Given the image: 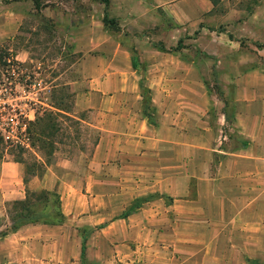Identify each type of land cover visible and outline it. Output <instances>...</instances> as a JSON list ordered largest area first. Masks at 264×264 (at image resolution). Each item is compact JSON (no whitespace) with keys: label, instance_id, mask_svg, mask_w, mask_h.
I'll return each instance as SVG.
<instances>
[{"label":"crops","instance_id":"obj_1","mask_svg":"<svg viewBox=\"0 0 264 264\" xmlns=\"http://www.w3.org/2000/svg\"><path fill=\"white\" fill-rule=\"evenodd\" d=\"M16 5L30 3L0 5V41L18 30L24 10ZM213 8L209 0H110L105 12L131 29L163 17L186 33L230 22ZM102 13L92 5L89 22L77 25L75 41L85 44L75 46L76 66L86 79L70 83L76 110L96 113L89 158L79 168L60 160L27 182L58 194L63 221L0 237V264H264V68L233 61L226 71L217 61L214 73L232 74L220 85L232 90V109L222 110L196 95L203 86L193 56L184 62L150 46L139 55L142 68H132L118 42L97 48L92 30ZM246 22L263 29L253 40L264 56V4ZM24 190L20 167L0 160V231L10 225L5 203Z\"/></svg>","mask_w":264,"mask_h":264},{"label":"rangeland","instance_id":"obj_2","mask_svg":"<svg viewBox=\"0 0 264 264\" xmlns=\"http://www.w3.org/2000/svg\"><path fill=\"white\" fill-rule=\"evenodd\" d=\"M41 2L47 6L37 14L30 1L29 9L14 6L24 10L18 30L0 41V160L17 161L14 163L20 167L21 177L27 182L32 177L39 178L42 168L45 172L46 167L60 160H67L74 168L84 166L96 139V129L89 125L96 113L76 110V91L70 83L86 79L81 67L76 66L82 52H74L75 46L85 44L82 40L75 41L77 25L89 22L92 5L93 8L102 6L95 0ZM10 3L0 0V5H4L2 9H11ZM262 4L264 0H215L212 16L217 19L228 12L230 22L203 23L204 28L200 26L186 33L174 29V25L163 17H160L161 21L158 18L156 25L141 23L133 29L119 25L117 21L116 30L102 28L99 23L92 30L97 34L94 45L99 48L112 40L127 51L132 47L138 68H142L139 55L150 46L154 48L157 43L165 49L177 46L172 54L182 61L189 62L192 56L195 57L196 80L203 86L202 90L195 91L196 95L201 92L208 101L223 104L222 110L231 111L232 90L221 86H229L228 78L232 74H217L213 69L217 61L221 68L224 67L222 69L229 67L226 71H230L233 61H239L244 67L257 63L264 68V56L256 55L263 44L253 40L263 29L246 22L252 10ZM9 20L6 19L7 25L12 24ZM227 26L230 27L229 34ZM17 54L22 56L15 58ZM209 68L212 72L208 74ZM33 165L40 166L34 171ZM38 169L36 176L29 175Z\"/></svg>","mask_w":264,"mask_h":264},{"label":"trees","instance_id":"obj_3","mask_svg":"<svg viewBox=\"0 0 264 264\" xmlns=\"http://www.w3.org/2000/svg\"><path fill=\"white\" fill-rule=\"evenodd\" d=\"M17 0H9V2H13ZM32 4L33 11L37 14L41 9L45 8L46 3H42L41 0H28ZM99 4L103 6V13L100 19V23L102 28H112L113 30L118 29L116 20L107 16L105 10L109 5V0H95ZM210 3L215 6V0H209ZM177 47V46H176ZM175 47V48H176ZM160 52L164 53H174V49H165L162 44L157 43L154 46ZM131 66L135 68V51L131 47ZM140 97L142 98V103L144 110L149 112V96L148 91L146 89H140ZM44 114V111H43ZM48 116V115H46ZM41 134H39L40 136ZM41 137V136H40ZM0 135V142H1ZM17 162V161H14ZM40 165H33L34 171ZM33 170L29 173L31 176H36L37 172L39 173V169L36 173ZM44 172V168L40 174ZM39 175V174H38ZM24 184V198L21 200H14L8 203H5V213L10 223L9 227L3 231H0V237L5 236L8 233H12L21 226L24 225H33V224H41V225H58L63 221V215L60 212V201L58 194L51 190H29L26 188L27 180L22 179ZM264 221V219H263ZM82 232L87 233V230H83ZM84 240L82 236V241ZM81 254H83V244L81 245Z\"/></svg>","mask_w":264,"mask_h":264}]
</instances>
